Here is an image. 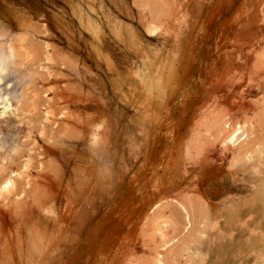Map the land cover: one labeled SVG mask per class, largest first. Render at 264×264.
Masks as SVG:
<instances>
[{
	"label": "rangeland",
	"instance_id": "374dc122",
	"mask_svg": "<svg viewBox=\"0 0 264 264\" xmlns=\"http://www.w3.org/2000/svg\"><path fill=\"white\" fill-rule=\"evenodd\" d=\"M0 52V264H264V0H0Z\"/></svg>",
	"mask_w": 264,
	"mask_h": 264
},
{
	"label": "bare ground",
	"instance_id": "6f19581e",
	"mask_svg": "<svg viewBox=\"0 0 264 264\" xmlns=\"http://www.w3.org/2000/svg\"><path fill=\"white\" fill-rule=\"evenodd\" d=\"M6 31V30H5ZM2 33V32H1ZM35 36V34H34ZM11 38V37H10ZM2 40V39H1ZM5 41V40H4ZM3 44V40H2V43ZM3 46V45H2ZM19 49H21V46L22 44L20 43L19 45H17ZM1 53V52H0ZM19 53V52H18ZM5 56V54H4ZM26 60V59H25ZM19 63V61L17 62V64ZM22 64H27V66H32L34 65V62L31 61V60H27L26 62H21ZM20 63V64H21ZM15 60H12L10 59V62L8 61V63L5 62V60L3 59H0V86H5L7 81L11 78L12 76V72L15 71L16 69H20L21 66L19 67H15ZM26 66V67H27ZM9 82V81H8ZM14 87H16V84H13L12 85ZM6 87L3 88V90L5 89ZM1 95V93H0ZM4 96V95H3ZM2 132V131H1Z\"/></svg>",
	"mask_w": 264,
	"mask_h": 264
}]
</instances>
